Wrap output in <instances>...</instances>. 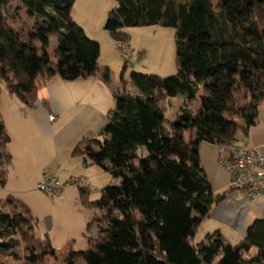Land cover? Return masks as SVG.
I'll return each mask as SVG.
<instances>
[{
    "label": "trees",
    "instance_id": "trees-1",
    "mask_svg": "<svg viewBox=\"0 0 264 264\" xmlns=\"http://www.w3.org/2000/svg\"><path fill=\"white\" fill-rule=\"evenodd\" d=\"M10 1L0 0V81L25 105L33 107L44 82L57 75L110 81V68L99 64L101 44L73 18L77 0H19L36 19L28 34L9 23ZM149 26L174 28L178 72H133L139 94L129 92L127 82L115 93L116 106L100 137L82 151L113 181L96 200L90 189L80 188L85 206L95 210L86 229L89 246L70 247L64 264H264V218L248 226L239 244L220 231L194 241L202 221L228 193L213 190L200 145L227 146L239 130L247 134L264 100V0H116L104 24L117 44L129 42L128 29ZM52 36L58 48L51 54ZM236 91L250 99L247 106L233 102ZM201 92L197 114L186 104L174 120L166 116L164 96L190 103ZM10 141L0 113V165L11 163ZM6 182L3 169L0 183ZM6 203L12 199H0V250H11L19 264L57 258L58 249L37 234L30 210L6 212ZM17 234L25 242L23 259L15 252Z\"/></svg>",
    "mask_w": 264,
    "mask_h": 264
},
{
    "label": "crops",
    "instance_id": "crops-1",
    "mask_svg": "<svg viewBox=\"0 0 264 264\" xmlns=\"http://www.w3.org/2000/svg\"><path fill=\"white\" fill-rule=\"evenodd\" d=\"M115 5L116 0H77L72 11L73 18L87 35L101 44L99 64L110 70L111 57H117L119 48L104 24ZM128 33L129 44L136 50L132 43L133 28L128 29ZM52 37L48 47L53 43ZM35 43L41 47L39 41ZM42 78L40 75L37 81L42 82ZM112 79L111 76L106 82L97 75L66 80L54 76L44 82L33 107L25 105L8 90L6 82L3 85L0 81V113L11 136L7 149L12 156L10 165H0V171L7 170L6 184L3 186L0 183V199L6 201L10 198L11 204L28 208L36 219L37 234L56 249L79 243L89 246L86 229L92 212H95L94 208L83 203L81 189L66 183L71 178L84 176L103 189L112 182L105 170L82 153L92 139L100 137L110 112L116 106L115 93L122 89V84ZM200 94L198 101L203 96ZM263 103L256 123L248 133L237 134V141L249 144L262 153ZM161 104L166 108V116L174 120L186 104L191 108L192 102L182 97L164 96ZM239 124L242 126L243 121ZM220 149L221 146L208 141L200 145L201 163L213 190L228 193L213 206L197 233H202L201 241H204L208 234L220 231L230 243L239 244L246 237L248 226L256 218H264V193L251 200L245 190L233 188L230 173L219 161ZM51 174L65 184L55 196L47 195L38 187L44 177ZM90 199L96 200L91 195ZM11 204L6 203V207Z\"/></svg>",
    "mask_w": 264,
    "mask_h": 264
},
{
    "label": "rangeland",
    "instance_id": "rangeland-1",
    "mask_svg": "<svg viewBox=\"0 0 264 264\" xmlns=\"http://www.w3.org/2000/svg\"><path fill=\"white\" fill-rule=\"evenodd\" d=\"M6 15L8 17L9 23L14 28L23 31L26 34L32 31L36 19L29 15L27 7L24 6L23 3L19 0L10 1V3L6 6ZM132 35V43L137 48L136 52L140 56V61L136 64L127 65L126 69H124L123 57L121 51L119 50L117 57H111V72L113 78L112 80L116 79L118 82L121 83L127 82L126 85L128 91L132 94H135L136 92L138 93L139 90L131 81V74L133 72L169 76L178 72V66L176 63V43L174 28L162 26L136 27L133 28ZM52 40L53 43L50 45V47H48V51L51 54L54 52L55 49L58 48L57 37L53 36ZM40 49H42V47H40ZM1 83L4 85L5 81L1 80ZM200 95H203V93L201 92ZM233 102L237 106H247L250 102V99L244 97L243 91H236L233 98ZM191 109H193L196 114L199 112L200 103L198 100L192 102ZM237 121L239 123L241 122V120ZM242 134L244 135L243 131L239 130V135ZM105 174H107L110 181H113L112 176L108 172ZM92 184L96 189L90 190L92 193L90 195L92 199H99L102 195V187H99L98 184H96L95 182H92ZM2 209L6 212H21L23 214L26 213L25 209L22 206L14 207L11 205L9 207H6L5 205L2 207ZM16 237L20 239V245L15 249V252H17L19 257L23 259L25 258V242L21 237V234H17ZM201 239H203L202 233L198 232L195 237V240L197 242L201 241ZM70 247H72V249H74L75 251H81L88 248V246H82V243H79L75 246H65L61 249H58L60 251H58L57 258L47 256L42 264H64V254ZM0 260H5V264L20 263V261H16L15 258L11 255V250L7 249L0 250Z\"/></svg>",
    "mask_w": 264,
    "mask_h": 264
},
{
    "label": "built area",
    "instance_id": "built-area-1",
    "mask_svg": "<svg viewBox=\"0 0 264 264\" xmlns=\"http://www.w3.org/2000/svg\"><path fill=\"white\" fill-rule=\"evenodd\" d=\"M118 48L127 65L140 61L139 54L129 42L118 43ZM50 118L53 119L54 116ZM219 161L230 173L232 187L245 190L251 200L257 199L264 193V153L257 148L237 140L231 141L227 146H221ZM66 184L90 190L96 189L84 176L71 178ZM64 185L51 174L45 176L38 187L47 195L55 196L62 191Z\"/></svg>",
    "mask_w": 264,
    "mask_h": 264
}]
</instances>
